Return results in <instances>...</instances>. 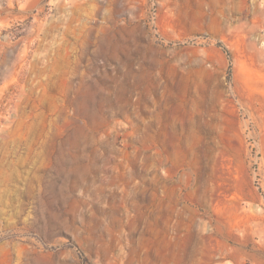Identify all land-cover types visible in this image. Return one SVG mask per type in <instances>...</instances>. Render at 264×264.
<instances>
[{"label":"rangeland","instance_id":"rangeland-1","mask_svg":"<svg viewBox=\"0 0 264 264\" xmlns=\"http://www.w3.org/2000/svg\"><path fill=\"white\" fill-rule=\"evenodd\" d=\"M0 264H264V0H0Z\"/></svg>","mask_w":264,"mask_h":264}]
</instances>
